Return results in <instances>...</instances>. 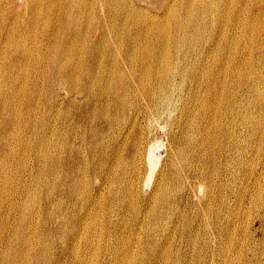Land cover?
I'll use <instances>...</instances> for the list:
<instances>
[{
    "label": "bare ground",
    "instance_id": "6f19581e",
    "mask_svg": "<svg viewBox=\"0 0 264 264\" xmlns=\"http://www.w3.org/2000/svg\"><path fill=\"white\" fill-rule=\"evenodd\" d=\"M127 1L0 0V190L4 192L10 190L13 184L11 182H14V180H10L11 177L8 173L9 159L2 163L5 149L8 155L12 156L16 150L20 149L19 146H23V143L27 145L28 153L34 150L32 143L36 147L37 153L35 154L39 159L38 165L41 164V159L46 158L49 161V166L44 169V172L46 175L47 173L51 175L47 182V192L43 198H39L38 194L31 192V200L34 204L36 203L37 208L34 205L36 210H39L36 217L33 215L35 210L33 206L32 209L28 206V210L31 211L30 215H25L24 212L18 225L14 226V233L9 230L7 225H0V259L3 264H137L139 259L142 262L155 260L163 253L160 247L165 242H169L170 233L167 235L162 231V224L168 218L170 220L169 216L172 213L176 214L177 204L181 205L183 201L182 199L178 202L175 199L177 194L173 195L174 191L172 194L168 193L171 186L170 172H166V169L162 170L158 181L156 180L155 184L152 183L154 184L153 190L149 192L151 195H148L149 198L146 197L147 201H152L148 205L150 207L144 211L141 210V217L137 216L135 221L130 222L129 217L127 218L125 214L127 211H125L124 202L122 203L119 199L117 191L110 189L111 191H107L108 195H105V188L103 187L101 190L102 186L100 185L95 191L89 190L85 194L83 193L81 186L85 182V178L81 179L79 176L84 170L81 167L77 170V167L84 160L83 148L89 147L91 150L93 147L92 142L95 139L89 138L83 131L92 125L91 116L99 115V106V109L104 108L107 111V113H103L101 110L99 118L102 124L109 128V132L117 129L119 134L126 133L132 142L130 147L132 150L129 153L122 154L119 150H114L107 154L104 149H101L97 154L102 160V166L105 164L108 166L106 161L109 158L116 162L110 166L109 177L113 174L118 178L120 171L124 170L123 163L125 166L137 164L142 159L144 160V155L147 153L151 180L157 171L156 167L159 163L162 164V154L161 156L157 155L153 144L149 145L148 141H145L146 139L142 140V136L138 137L134 132L138 130L141 119L146 116L149 118V113L160 117L168 111L172 113L178 106L174 96L178 90L180 94H183L184 86L182 85L184 83H181L187 80L186 76L188 75H184L182 70L186 68L180 66L179 61L177 64L174 63L175 65L171 64V60L173 61L174 58L170 56L169 49L180 51L178 53L187 48L191 51L192 47L201 42L203 31L208 30L207 39L211 43V47L207 49L206 46L205 48L211 49V52L216 49H224V55L234 57L233 61L226 60V55L222 57L218 53L217 55L221 57L219 59L217 57L218 61L215 60L210 65H227V67L223 71L220 69L214 71V66L209 70H204V76L215 72V79L207 78L209 83L207 95L201 94L197 90L201 83H197L198 85L195 84V86L190 85L186 95L188 99L190 98L189 102L192 101L196 108L198 101L208 106L207 112H199L200 118L208 119V117H212V112L215 116L219 114L223 120L221 123L228 127L231 141L237 140L238 142L243 123L240 117L243 118L242 110L244 108L241 110V107L237 105L238 102L235 101L240 88L246 86L248 90L255 91L258 83H263L256 101L260 105L259 114L264 115V65H242L243 59L239 60L244 44L247 49H251L253 55L255 50L262 54L264 52V0H141L147 6H136L132 0L130 7L126 8ZM153 8L157 12L151 14L150 10ZM27 11H29V19L23 15ZM226 32L232 33L226 34ZM109 34L113 35L111 39L114 37L113 44L107 39ZM61 35H63V39L59 41ZM51 37H55L57 40L53 46L49 47L47 44ZM188 55L190 54L188 53ZM119 56L123 57V60L121 59L123 65L120 63ZM259 63L261 64V61ZM195 79L194 77L190 80L194 81ZM230 84L232 86L239 85L237 91L231 90L232 101L227 100ZM58 89L63 90L66 95L63 101L58 100ZM43 94H47L46 100L43 102L45 111L40 113L38 108L42 107V101L39 99ZM109 107H113L115 112L122 116V120L110 116L107 110ZM244 115L249 119L253 117L249 110ZM190 117L194 118L195 115L191 114ZM259 123L260 137L264 139V120L260 119ZM20 126L31 130L36 129L38 136L34 137V141L31 139L33 136H21L20 134H18L19 137L15 136L14 131L19 132L22 128ZM150 126L153 129L150 128L149 131L151 132V129L154 131L156 125L151 124ZM210 127L205 125L209 131H211ZM11 128L14 131L6 135V131ZM47 129L52 130L50 134L47 133ZM149 139L151 141V138ZM189 142L194 148L191 137ZM178 145L180 144L178 143ZM195 151L198 150H192L189 155L193 156L192 160L190 162L184 160V163L182 161L180 171L176 170L173 173V177L175 176L174 179L177 181L174 190L183 191V194H186L185 197H189L190 190H194L198 184H201L200 188L206 187L205 195L209 197L207 200L211 203L215 185L214 180H211V170L214 163L217 164V162L214 154H211L212 151L206 149V145H204V152L196 153ZM59 162H63L66 166H75L74 172H71V182L56 180L53 166ZM143 163L146 164L145 161ZM102 166L97 167L96 164L94 172L101 175ZM32 169L33 173L35 170ZM42 169H39V173H42ZM138 169L139 167L136 169V173L139 174ZM133 172L135 173V170ZM125 173L129 175L126 169ZM146 173L148 174L149 171ZM257 178V198L254 197L257 201L253 200L257 213L252 222H249L253 224L252 226L257 223L260 226L253 231L244 229L239 232L234 228L237 223L234 220L236 215L235 212H228L224 208L227 190L221 187L220 207L219 205L218 207L222 210L218 211L217 216L221 217V212L225 211L223 217L225 220L224 223H221L222 225H217L214 228L208 248L211 258L215 261L219 259L222 262L219 264H264L263 169H259ZM37 180L40 182L39 178ZM134 183L129 181L127 190H125L130 196L133 193ZM27 186L25 185V187ZM17 190L18 193H21L23 189ZM55 190L58 191L55 192ZM57 196H61L62 199L67 198L72 206L71 210H75L67 223L49 208ZM136 198L134 199L136 200ZM78 200L81 201L80 210H77ZM19 201L16 202L15 207L18 209L22 207L25 211V205H21L22 201L21 204ZM23 201L25 202V200ZM251 201H249L250 204ZM107 202L110 203V206L105 208L104 203ZM131 202L128 203L130 207H132ZM154 202L157 203L156 205L160 203L158 206L161 208L158 207L159 209L155 210ZM136 207L134 206V208ZM153 209L154 212L151 215ZM118 213L119 221L114 218ZM101 218L103 222L99 226L98 221ZM236 228L238 227L236 226ZM259 230L262 232L261 238L257 236ZM220 247L221 249H219Z\"/></svg>",
    "mask_w": 264,
    "mask_h": 264
},
{
    "label": "rangeland",
    "instance_id": "374dc122",
    "mask_svg": "<svg viewBox=\"0 0 264 264\" xmlns=\"http://www.w3.org/2000/svg\"><path fill=\"white\" fill-rule=\"evenodd\" d=\"M130 2H132V0H128L127 1L126 8L130 7V5L132 4ZM133 3H135L136 6H147L146 3L142 2L141 0H135V1L133 0ZM128 4H129V6H128ZM150 11H151L150 12L151 14L157 12V10L154 9V8L151 9ZM23 15L25 16L26 19H29L28 18L29 11H27V13H24ZM231 33L232 32H226V34H231ZM204 34H205L206 37L204 36ZM109 35L107 36V39H109V42L113 44L114 40H112V39H114V37H112V39H111V36H113V35L112 34L110 36ZM208 35H209L208 34V30L203 31V38L201 39V42H199V44H197L195 47H192L191 51L187 48V49H184L183 52L181 51V53H178L180 51H177V50L172 49V48H171L172 50L169 49L168 52H169L170 56H172L174 58L173 61L171 60V64H174V63L177 64L178 61H179V63H181L179 65L182 66L183 68L184 67L186 68V69L182 70L184 72V75L185 76L188 75V76H186L187 80H185L184 82L181 83V84L184 83V85H182V86H184V88L182 89L183 90V92H182L183 94H180V91L178 90L177 93H176V96H174V99L178 103L177 104L178 106H176L177 108L174 111H172L173 114L171 112L169 113V111H168V112L164 113V116L162 115V116L158 117V116H154L155 114L149 113V118H148V116H146L145 117L146 119L145 118L141 119V123L139 125L138 130H136L134 132L135 134L138 135V137L142 136L141 137L142 140L146 139L145 141H148L149 145L153 144V149H154L155 153H157V155L161 156V154H162V164L159 163V165L156 167L157 171H155V173H154L155 176L153 175L151 180H150V177H151L150 176L151 175L150 171L151 170H150V167L148 166L149 162H148V158H147V153L144 155V160L142 159L137 164H130V165L125 166L124 163H123L122 166H123L124 170L120 171V173L118 174V176H119L118 178H116L113 174L111 175V177H109L110 176L109 174L111 172L110 166L113 163L116 164V162H114L112 160V158H109V160L106 161V163H108V166L106 164H105V166H102V160L97 154L100 152L101 149H104L105 153H107V154H109L110 152L111 153L114 152V150H119L120 152H122V154L129 153L132 150L130 148L132 146V142H131V140H129L130 138L127 137L126 133H124L125 135L124 134H119L117 129H115V131L113 129V130H111L109 132V128L105 127L102 124V122H101V120L99 118V115L101 113V110H102L103 113L104 112L107 113V111L104 108H100L99 109V106H98V114L99 115L96 116V117H95V115L91 116L92 117L91 118L92 125L86 127V129H85L86 131L85 130L83 131V133H85L86 136H88L91 139L92 138L95 139L92 142L93 143V147H92L91 150H90L89 147H86V149H85V147L83 148V157H84L83 159L84 160H83V162H81L80 166L77 167V170H78L79 167H81L84 170L83 173L79 176L81 179L85 178V182L81 186V190L83 191L84 194L86 192H88L89 190L95 191V189H98L100 185L102 186L101 190H103L102 189L103 187L105 188V195H108V192L111 191V190L117 191V193H119L118 194L119 199L122 201V203L124 202L123 205L125 206V211H127V212H125L126 217L127 218L129 217L128 220L130 222H133V221H135L137 216L141 217L142 211L146 210L147 207H150L148 205H149V203L151 204L152 201L151 202L147 201L146 197H148V195L149 196L151 195V193L149 194V192H150V190L151 191L153 190L152 186L160 178L158 176L160 175L162 170L166 169V172L167 171H168V173L170 172L169 176H170V181H171V184H170V181H169V184L171 186H170V188L168 190V193L172 194L173 191H174L173 195L177 194L175 199L178 202L183 199V201H182L183 203L181 202V205L177 204V206L175 208L176 214L172 213L169 216L170 220L168 218L163 223L164 225L162 224V229H163L162 231L165 232L167 235H169V233H170V238H171V239L169 238V242H165V244L160 247V249H161V251H163V253L161 252L162 254L160 253L161 255L158 256L157 259H155V260H151V261L146 260L145 262H142L141 259H139L137 261V264H142V263L143 264L144 263H146V264H152V263H156V264H212V263L213 264H219V263H222L219 259H216V261L213 260L211 258V256H210V252H209V249H208L209 245H210V241H211V239L213 237L212 233L215 230L214 228H216L217 225H220L221 223H224V220H225V218H223L225 211L221 212V217L217 216L218 211L222 210V209H219V207H220V205H219L220 196L219 195L221 193V187L223 189L227 190L226 191L227 195L225 197L226 205L224 206V208L226 210H228V212H231V211H232V213L235 212L234 214L236 215L235 216L236 218H234V220L237 223L235 224L234 228L238 229L239 232H242V231H244V229H245V231H247V230L253 231L255 228H258L260 226L259 223H257L256 225L252 226L253 224H251V222H252L253 218L256 216V213H257V210L255 209V202L257 201V199H256L257 198L256 197L257 196L256 183L258 181V178H257L258 177V172H259V169H263L264 170V139H261L260 133H259V125H260L259 121H260V119L264 120V115H262V113H261L262 116L259 114L260 105H259V102L256 101V99H258L257 95L260 93V88L262 87L263 83L262 82L258 83V86L254 89L255 91L248 90V88L246 86H244L243 87L244 89L240 88L238 90L239 92H237V96H236L237 99L235 98L236 99L235 101H236V103L238 102L237 105L241 107V110L244 108L242 110L243 118L240 117L242 119L243 123H242L241 128H240V132L241 133L239 132L240 136H239L238 142H237V140L235 142H233V140L231 141V137L229 136L230 132L228 131V127H227V125L221 123V121H223V120L219 116V114L215 116L213 114V112H212V117H208V119L200 118V113L199 112L200 111L207 112L208 106L205 105L203 102L198 101L197 102L198 107L196 108L192 101L189 102L190 98L188 99V97H186V95L188 93L190 85L191 86L192 85L195 86V84L198 85L199 83H201L200 86H198L197 90L201 94L204 93L205 95H207V85L209 84L207 82V78H214L215 79V72L214 73H210L211 76L210 75L209 76H204L203 75L204 70H209L210 67L214 66V71H217L218 69L223 71L227 67V65H210L215 60L218 61L219 57H221V56L223 57L224 49H216L214 51L212 50V52H211V49L207 50L208 48L211 47V43H209L208 39H207ZM204 37H205V39H204ZM62 39H63V35L60 36L59 41H61ZM55 40H57V38L51 37L48 40V44L47 45H49V47L53 46ZM204 41H205V44H203ZM247 44H250V43H247ZM206 46H207V49L205 48ZM198 48H199V50H198ZM185 50H187V51L185 52ZM171 51H172V53H171ZM195 52H197V53H195ZM183 53H184V56H183ZM188 53L190 55H188ZM218 53L221 56L217 55ZM169 54H167V55H169ZM185 54H186V56H185ZM196 55H197V57H196ZM225 55L227 56V54H225ZM217 57H218V59H217ZM240 58H239V60L243 59V64L242 65H251V66L252 65H264V52L262 54V52H260L258 50H255L254 55H253V53H251V49H247L245 44L243 45V48L241 49ZM119 59H120V63L123 65V62H122L123 57L121 58L119 56ZM185 59H187V60H185ZM229 59L231 61H233L234 57L233 56H227L226 60H229ZM244 60H246V61H244ZM248 61H249V63H248ZM259 61H261V64L259 63ZM190 64L191 65L193 64V65L191 66ZM188 66H189V68H188ZM244 69H246V67H244ZM188 70H190V71H188ZM187 71H188V74H186ZM190 74H191V76H190ZM194 77L196 79L194 81H191L190 79L194 78ZM200 77H201V79H200ZM203 77H204V79H202ZM197 80H198V82H197ZM231 86L232 85L230 84L229 93H228V99H227L228 101H232L231 100V93H232L231 90L234 89V90L237 91L239 85L235 84L234 86H232V87ZM257 91H258V93H257ZM238 93H239V95H238ZM178 94H179V97H178ZM184 94H185V96H184ZM57 95H58V100L59 101H63L64 98L66 97L64 91L60 90V89L57 90ZM46 96H47V94H43L42 97H40V99H39L40 101H42V107L38 108L40 110V113L45 111L43 102H44V100H46ZM41 98H42V100H41ZM184 103L187 104V105L185 106ZM84 106H85V104H84ZM72 108H73V106H72ZM183 108H185V109H183ZM107 110H108V113L110 114V116L115 117L116 119L120 118L122 120V116H119L115 112L113 107H109V108H107ZM189 110L190 111L192 110V111L190 112ZM245 110L246 111L249 110V112L253 115V117L251 119H249V117L246 118V116L244 115V113H246ZM182 111H184V112H182ZM182 113H184L185 115H183ZM191 114H194L195 117L194 118L190 117ZM156 117H157V120L158 119H161V120L157 121ZM33 118H34V115H33ZM153 118L155 120H152ZM178 118H179V120H178ZM184 118H186V119H184ZM149 119H151V120H149ZM181 120L182 121L184 120V121L182 122ZM151 124H153L154 126L156 125L155 126L156 128H155L154 131H152V129H153L152 126L149 127V125H151ZM177 124L180 125V126L178 127ZM183 124L185 125V127H184ZM85 125H87V124H85ZM205 125L211 126L210 127L211 131L207 130L205 128ZM242 126H243V128H242ZM20 127H22V128L20 129L19 132L14 131L11 128L8 131H6L5 134L9 135V134H11V132L14 131L15 136L19 137L18 134H20L21 136L29 135V136H33V137H31L32 140L34 139V137L38 136V133H37L36 129L31 130V129H27L24 126H20ZM189 127H190V129H189ZM150 128H152L151 132L149 131ZM178 129H179V131H178ZM172 130H173V132H172ZM50 131H52V130H50V129L48 130L47 129V133L48 134H50ZM112 131H113V133H112ZM171 132H172V134H170ZM149 133L153 134L154 136H152ZM263 133H264V131H263ZM112 135H115V136H112ZM171 135L173 137H175L176 139L173 138ZM148 136H150V137H148ZM167 137H170V138H167ZM190 137L193 139L194 148H192V143L189 142ZM149 138H151V141H149L150 140ZM159 138H161V139H159ZM181 138H184V139H181ZM156 139L159 140V141H157ZM152 140H154V141H152ZM178 140H179V142H177ZM205 140L207 141V143H206ZM178 143L180 145H178ZM35 145H37V144L35 143ZM188 145H190V146L188 147ZM204 145H206V149H208V151L209 150L212 151L211 154H214L215 160L217 162V164L214 163L213 168L211 170V175H212L211 180L213 179L214 180V184H215L214 187H213V189H214L213 190L214 196H213V199H212L213 202H211V203H209V201H208L209 197H207L205 195V188L206 187L202 186V188H204L203 192H202V188H200L201 184L197 183L198 185L195 187V189L198 188L197 190H195V189L194 190H190V196L189 197H185L186 194H183V191H180V192L178 191L177 192V191L174 190L177 181L174 179L175 176L173 177V173L176 170L180 171V169L182 167L181 165H182V163H184V160H186V161L188 160L189 162H190V160H192L193 156L192 155L189 156L191 154L192 150H198L201 153H202V151L204 152ZM32 146L34 147V150H33L34 153L31 152L32 154L30 152L28 153L27 148H26L27 145H25L24 143H23V146H19L20 149L16 150L15 153H13L12 156H9L7 151H6V149H5L4 158L2 159V163H3V161H7L9 159L10 163H8L9 164V168H8L9 172L8 173H9V176L11 177L10 180L12 179V181L14 180V182H11V184L12 183L13 184L11 185L12 187L10 188V190H8L6 192L0 190V219H1L0 220V225H7L9 227V230L12 233L15 232L14 231V229H15L14 226L16 227L18 225V222L21 219L22 215H24V212H25V215H30L31 211L28 210L29 207L32 209V206H33V208L35 209L34 211L32 210L34 217H36L39 214V210L38 209H37L38 211L36 210V208H37L36 203L34 204V202L31 200L32 199L31 198V192H34L36 195L38 194L37 196L39 198H41V197L43 198L45 193L47 192V182H48L49 178L51 177V175L49 173H47V175H46L45 172H44V169H46V167L49 166V161H47L46 158L41 159L42 160V161L40 160L41 164L38 165L39 159H38V157L35 154V153H37L36 152L37 149L33 145V143H32ZM158 146H159V148H156ZM183 146H184V148H183ZM175 148H177L179 151L177 149L174 150ZM24 149H25L26 152L24 151ZM110 149H112V150L110 151ZM167 150H168V152H167ZM169 150L171 151L170 153H169ZM172 150L174 152H176L177 154L175 155V153ZM198 151H195V152L197 153ZM244 151H245V153H244ZM166 153H168V154H166ZM21 154H22V156H21ZM172 154L174 156H171ZM185 154H188V155H185ZM169 156H171V157H169ZM145 157H146V160H145ZM175 157H177V158H175ZM183 157H184V159H183ZM30 159H31V161H30ZM86 159H87V161H86ZM144 161H145L146 164L143 163ZM163 161L167 162L168 164L164 163ZM32 163H34V165H32ZM96 164H97V167L102 166V168L100 167L101 171H102L101 175H98V174H96L94 172V167H96ZM53 167H54V172L56 173V178H57L56 180L61 181V182L69 180L68 182H71V180H72L71 172H74L75 166H72V165L66 166V165H64L63 162H59V163H56ZM138 167H139L138 170H139V172L141 174L140 173L139 174L136 173V169ZM167 167H168V169H167ZM31 169L33 171L34 170L35 171L32 173ZM39 169L43 170L42 173H39ZM125 169L129 172V175H127L125 173ZM147 169L149 171L148 174L146 173V172H148ZM134 170H135V173L133 172ZM107 172H109V173H107ZM143 172H144V175L146 177L148 175L147 178L144 175H142ZM157 172H159V173H157ZM37 178L40 179V182L37 180ZM87 178H88V180H87ZM98 178H99V180H97ZM32 179H34V180H32ZM142 179H144V180L146 179V180L144 181ZM172 179H174V180H172ZM23 181H24V184H23ZM129 181H132L133 183L136 181V182L139 183V184L136 183V182L134 183L133 193L131 194V196H130V194L127 193V191H125V190H127ZM26 182H27V184H26ZM35 182H37V183H35ZM106 182H107V184H106ZM144 182H146V183L143 184ZM111 183H112V185H111ZM152 183H154V184H152ZM28 184H30V185H28ZM202 184H205V183H202ZM226 184H228V185L225 187ZM25 185L26 186L28 185V186L25 187ZM138 185H139V187H138ZM135 187H137V188H135ZM17 189H19V190L23 189L25 192L22 190L21 193H18ZM38 189H39V191H38ZM139 189H140V191H139ZM57 191L58 190H55V192H57ZM194 191H196V192H194ZM37 192H39V193H37ZM191 192H193V193H191ZM26 193H27V195H26ZM124 193H126V194H124ZM201 193H202L203 196L201 195ZM133 194H135V195L133 196ZM193 194H194V196H193ZM131 197H132V199H131ZM133 197L136 198V200ZM251 197H253V198H251ZM254 197H256V198L254 199ZM12 198H14V199H12ZM143 198H145V201H143ZM207 198H208V200H207ZM137 199H139V200H137ZM243 199H244V201H243ZM23 200H25V202ZM30 200H31V202H30ZM253 200H255V202H253ZM17 201H19L20 204H21V201H22L21 205H25V211H24V209L22 207H20L19 209L15 207ZM137 201H139L138 204H137ZM249 201H251L252 205L250 204ZM9 202H10V204H9ZM32 202H33V204H32ZM77 202H78L77 210H80L81 201L78 200ZM130 202L132 204L131 205L132 207H130L129 204H128ZM134 202H135V204H134ZM243 202H244V204H243ZM136 204L138 205L137 207H136ZM156 204L157 203H155V206H154L155 210L161 208V207L158 206L160 203L158 205H156ZM34 205L36 206V208H35ZM140 205H141V207H140ZM184 205H186V206H184ZM218 205H219V207H218ZM104 206H105V208H108L110 206V203L109 202L104 203ZM134 206L136 208H134ZM49 208L51 210H53L54 214L60 215L63 218V221H65V223H67V220L72 218V214L75 213V210H71L72 206L70 205L69 200H67V198H63L62 199L61 196H57L56 200L53 201V203L51 205H49ZM135 209H137V210H135ZM154 209L152 210L151 215H153ZM177 209H179V210H177ZM128 211H129V213H128ZM138 211H139V213H138ZM244 212H246L245 215H244ZM140 213H141V215H140ZM248 213L249 214L251 213V215H249ZM237 215H239L238 216L239 218L237 217ZM14 216H16V217H14ZM114 218L117 221H119V219H120L119 213L116 216H114ZM249 218H250V220H249ZM179 221H180V223H179ZM249 221H251V222H249ZM102 222L103 221H102V218H101L100 221H98V225L101 226ZM15 223H17V224H15ZM236 226L238 228H236ZM244 227H246V228H244ZM164 229H165V231H164ZM215 232H217V231H215ZM257 236L260 237V238L262 237V232L260 230L258 231V235ZM169 249H171L172 251L169 250ZM219 249H221V247ZM165 251H166V253H165ZM167 257H168V259H166ZM210 260H213V261H210ZM0 264H3L1 259H0Z\"/></svg>",
    "mask_w": 264,
    "mask_h": 264
}]
</instances>
